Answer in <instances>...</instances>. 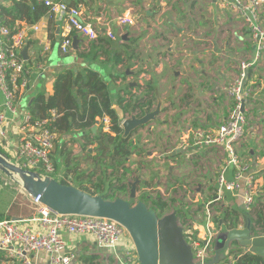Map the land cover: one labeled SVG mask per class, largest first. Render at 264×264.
<instances>
[{
  "label": "crops",
  "instance_id": "crops-1",
  "mask_svg": "<svg viewBox=\"0 0 264 264\" xmlns=\"http://www.w3.org/2000/svg\"><path fill=\"white\" fill-rule=\"evenodd\" d=\"M10 1L0 0L6 6L10 5ZM25 1L29 2L30 0ZM65 1L80 9L83 21L95 28L99 37L92 42L78 37L76 49L68 54L60 53L61 57H55L53 49L56 46L58 49V41L61 39L64 25L63 18L59 15H53L50 18L48 15H43L38 21L31 24L25 20L17 19L14 25L23 28L26 32L25 41L29 62L28 85L20 95L21 100L30 94L28 107L37 93L52 94L56 73L68 67L72 69L85 67L99 72L107 85L111 83L113 107L118 105L117 94L127 99L128 96L141 97L147 91L152 100L150 110H153L160 102V113L156 116V120L146 124H151L147 131L155 133L159 127V130L166 133L167 138L178 137L177 146L172 145L171 150L167 151L165 155L161 152L159 155L154 151L146 152L140 147L138 153H146L144 157L149 159L147 173L151 175V170L154 178L158 176V172H154L152 166L157 161L160 163L169 162L166 179L171 180L173 170L179 168L195 170L199 161L202 162L215 156L213 152V150H217L215 147H191L190 143L195 130L217 127L226 118L230 100L223 94L222 87L236 75L239 63L242 61L252 62L247 70L245 81L249 85L251 94V96L249 94L248 101L251 99L252 105L264 108V52L256 59L251 32L244 19L232 7V0L225 2L223 0ZM123 14H130L133 24L129 26L117 25L116 17ZM260 19L264 22V8L261 11ZM35 24L39 26L37 31L31 28ZM107 27L115 34L117 43L114 45V42L105 34ZM52 35H54L55 43L52 41ZM101 39L109 40V45L101 47L103 44ZM130 42L133 43L131 44L132 48L128 46ZM77 50L91 54L80 58L76 56ZM117 53L121 55V62L114 64L113 56ZM63 56H69V58H63ZM125 88L127 92L123 91ZM2 101L3 97L0 93V109ZM248 101L245 104L246 113ZM256 112L260 113L261 109L257 108ZM18 118L20 115L17 120ZM155 122L160 125L157 127ZM137 131L136 129L134 135L138 133ZM250 132L247 133L248 139L246 138L240 143L237 150L241 157L247 154L249 157L247 160L250 161L248 172L255 173L258 183H260L263 182L264 173V147L262 146L264 143L259 141L256 143L257 145L250 147L249 144L253 145ZM158 136L161 137V134ZM62 138V143L60 139L55 142L56 149H52L51 153L56 152L57 160H60L63 166V177L68 172L67 179H85L80 176L79 172V167L83 165L81 161H85L81 152L86 148L91 150L89 148L91 145H83L80 134L77 141H71L69 134L63 135ZM71 144H80L81 149L72 151ZM63 146L66 147L65 150L62 149ZM87 152L92 155L91 152ZM225 161L219 162L221 163L220 169L224 166ZM78 162L80 163L77 164ZM139 163L142 161L135 162V164ZM232 173L233 169L228 168L227 176L231 177ZM143 174L142 172L137 175L141 188L145 182ZM189 176V174L184 175L181 181L176 178L173 180L183 184L185 178H189ZM153 177L147 180L150 186ZM154 181L156 186L160 185L159 179H154ZM84 186L87 187V184ZM214 188H216V184ZM20 191L28 202V214L0 213L4 218L26 219L35 214V206L31 197L22 189ZM203 192L199 190L198 195L203 196ZM223 201L226 202L224 211L227 207L234 209L235 202L239 203L238 211L244 210L240 194L235 195L227 191ZM205 203H200L195 207L189 206L188 213H193V211L201 213L204 211ZM178 209H182V207ZM182 211L186 214L183 209ZM184 220H187L186 216ZM220 220L223 221V217ZM192 222L191 229H194L195 232L201 230V224H196L195 218ZM62 235L66 251L73 255V264H116L122 259L124 244L118 245L116 249L102 248L89 234L62 233ZM124 240L128 241L126 238ZM126 244L128 247H132L128 242ZM235 256L232 255L230 261H225V263L233 264ZM33 259L35 264H48L47 255L43 252L34 254ZM0 264H8L2 254H0Z\"/></svg>",
  "mask_w": 264,
  "mask_h": 264
},
{
  "label": "built area",
  "instance_id": "built-area-1",
  "mask_svg": "<svg viewBox=\"0 0 264 264\" xmlns=\"http://www.w3.org/2000/svg\"><path fill=\"white\" fill-rule=\"evenodd\" d=\"M43 4L53 15L63 18L61 39L58 50L68 54L73 50V37L96 41L98 31L85 23L81 18L80 9L69 5L65 0H35ZM226 0H223L225 2ZM232 7L238 11L251 32L256 51V59L264 52V24H261L260 14L264 8V0H232ZM119 26L133 24L130 14L116 17ZM34 31L38 25H32ZM106 36L114 39L115 34L107 27ZM26 32L15 26L9 28L0 23V93L3 101L0 109V146L12 153V162L23 168L38 170L42 175H51L54 164L50 154L58 135L51 130L49 120L30 121L28 107L20 108L21 93L28 85V59H24L20 51L25 45ZM252 62L239 63V75L232 82L222 87L223 94L230 100L226 118L217 126L195 130L191 147L213 146L225 154L226 161L220 169L217 179V192L212 199L203 205L205 217L204 237L201 230L195 232L189 226L184 227L186 238L193 250L194 262L204 264L214 253V240L218 232L214 231L212 223L213 208L222 203L224 194L232 192L242 198L245 211L251 210L258 194L255 173L248 172L250 161L243 159L237 148L243 137L246 123V106L249 93L245 90L246 72ZM243 106V110H242ZM20 115V118L17 117ZM54 115V114H53ZM104 131L109 130L110 120L104 117L99 120ZM182 147V146H181ZM41 167L38 168V164ZM232 168L231 177L227 169ZM35 206V214L30 218L0 219V254L8 264H35L33 255L43 252L47 255L48 264H73V255L66 251L62 233L89 234L99 247L116 249L124 244L122 259L116 264H138L136 251L126 229L118 222L96 216H79L58 214L51 211L40 202V196L31 197ZM35 225V226H34ZM128 239L125 241L124 239ZM132 247H128L126 243Z\"/></svg>",
  "mask_w": 264,
  "mask_h": 264
},
{
  "label": "water",
  "instance_id": "water-1",
  "mask_svg": "<svg viewBox=\"0 0 264 264\" xmlns=\"http://www.w3.org/2000/svg\"><path fill=\"white\" fill-rule=\"evenodd\" d=\"M58 32V30H57ZM78 38L73 37V49L77 48ZM20 54L27 59L26 41ZM78 100V99H77ZM32 102V100H31ZM30 102V103H31ZM121 120L122 137H128L140 126L156 120L160 113V102L153 110H145L141 116L132 114L125 117L118 105L113 107ZM243 110V106H242ZM98 120L91 127L95 133ZM91 152L90 149H88ZM38 168L41 167L39 163ZM0 171L17 181L21 189L30 197L40 196V202L58 214L96 216L112 219L127 231L136 251L138 264H201L194 262L192 246L186 238L183 225L179 223L176 210L159 216L157 212L139 200L135 204L124 198H105L91 194L71 184H64L51 175H42L38 170H30L12 162L7 154L0 151ZM137 178L130 185V198L136 197ZM243 224L226 228L220 220L221 230L214 240V253L204 264H227L237 249L264 257V233L253 230L247 214L242 216ZM19 219V218H14ZM237 257H233L235 260Z\"/></svg>",
  "mask_w": 264,
  "mask_h": 264
},
{
  "label": "rangeland",
  "instance_id": "rangeland-1",
  "mask_svg": "<svg viewBox=\"0 0 264 264\" xmlns=\"http://www.w3.org/2000/svg\"><path fill=\"white\" fill-rule=\"evenodd\" d=\"M132 6V5H130ZM238 12V11H237ZM239 16L243 18V16L238 12ZM261 17V14H260ZM261 24L263 25L264 22L262 21ZM113 41V45L117 43L116 38L110 39ZM120 46V45H119ZM60 52L57 49V46L53 49V56H59ZM61 57V56H59ZM63 58H69V56H63ZM239 75V66L237 69L236 75L232 78H236ZM246 78H247V72H246ZM230 80V82H232ZM229 82V83H230ZM229 83H224L223 86H226ZM109 89L111 88V83L108 84ZM245 90L250 94L249 85L245 83L244 85ZM251 96V94H250ZM30 99V94L24 96L22 98L20 103V108L25 109L27 107L28 100ZM251 99L248 101V107H247V113H246V126L244 125V132L243 137L240 141L242 143L246 138L248 139V131H251V142L252 144H249L250 147H254V145H257L256 143H259V141L264 143V108L259 107L255 104L252 105ZM261 109L260 113L256 112V109ZM227 116V115H226ZM99 122V121H98ZM157 124V122H155ZM146 125L145 127L140 126L138 127V133L136 135H133L131 137V141L135 140V143L138 144L137 146L141 147V150L144 151H150V152H157L159 155L160 152L164 155L167 153V151L171 150L172 145L177 146L178 144V137H173L172 139L166 137V133L162 130H159L158 126L160 124H157L158 127L156 132L149 133L147 131L148 127L150 126ZM98 126L100 124L98 123ZM147 127V128H146ZM151 127V126H150ZM248 129V130H247ZM140 130V131H139ZM247 131V132H246ZM70 135L71 141H77L79 133L72 131L68 133ZM67 134V135H68ZM161 134V137L158 135ZM59 139V136H58ZM65 140V139H64ZM250 140V139H249ZM60 142H63V138H60ZM239 143V144H240ZM255 143V144H254ZM84 145V144H83ZM180 145V142H179ZM76 146V147H74ZM248 146V147H249ZM264 147V145H262ZM58 147V146H56ZM72 151L73 149L79 150L81 149L80 144L74 145L71 144ZM96 144L93 143V145L89 148H91V154L98 155V151L95 149ZM247 147V148H248ZM53 149H56L55 147ZM83 149V148H82ZM83 150L81 152V155L83 158H85V161H81L82 166L79 167L81 177L85 178L83 180L78 178H71L67 179L68 182L76 187H80V185H86L92 186L94 190H96V195H102V194H108L111 193V199L114 198H124L130 200L133 204L137 202V200L140 199V195L144 194L143 188H141V184L139 187V191H137L135 198H129V187L128 183L134 182V177L136 175H140V173L143 174V180L147 181L150 180L153 177V172L151 175L147 172V159L144 157L146 153H144L141 156L130 154L127 159L125 160V163L122 166H119V158L117 160H112L113 157L108 156V154L100 156L97 158L96 161H92L90 157L87 156V150ZM198 151H201L200 149H197ZM0 151L7 154V156L10 158V160L13 159L12 153H9L7 151V148L0 146ZM60 151V150H59ZM213 158H208L207 160H204L202 162L199 161L197 164V169H187V168H179L177 170L172 171L171 180L168 178L166 179V174L168 172V166L169 162L167 163H160L159 161L155 162L152 166V170L154 172H158V176L153 177V182L151 186L149 187V193L151 194V198L156 199V197H160L162 201H164L167 204V208L165 209L163 214L170 213L178 208H181L185 211L186 214H180L179 223L187 229V227L191 226L193 224L192 220L193 218L196 219V224H201V237H204V224H205V217L203 211L201 213H198V211H193V213H188L190 211L189 206H197L200 203L208 202L210 199L214 197V195L217 192V179L218 174L220 171V161H225V154L220 153L219 150L214 151ZM90 154V153H89ZM50 158L52 163L54 164L55 170L51 174L53 178L60 181L63 178L62 170L63 166L60 163V160H57L56 152H53L50 154ZM89 158V159H87ZM243 159H249L247 154L243 155ZM136 161H142V163L135 164ZM145 162V164H143ZM78 162L77 164H79ZM195 166V165H194ZM161 173V174H160ZM190 175L189 178H185L183 181V184L181 182H176L173 179H179L180 181L183 179L184 175ZM201 176H197V175ZM154 179L160 180V185L156 186ZM126 184V189L121 190L117 189L122 184ZM216 184V188H214ZM175 185V186H174ZM264 183L261 181L260 183H256L258 192L264 191ZM144 187V186H143ZM21 186L18 184L17 181L13 180L12 178L6 176L4 173L0 171V213L7 212V214L14 215V214H28L29 207L28 202L26 200V197L21 193L20 191ZM204 191L202 194L203 196L198 195V191ZM195 198V200H194ZM151 201V200H150ZM150 201H146L147 205H151ZM203 201V202H202ZM223 203V204H222ZM219 204H215L212 210L213 217L215 221L212 223L214 231L219 232L221 230V227L219 225L220 219L224 216V209L226 206V202H222ZM234 209L238 210V202L234 203ZM228 208V207H227ZM223 211V212H222ZM241 211V210H240ZM247 211L242 210L240 213V223L237 226H241L243 224V218L242 216ZM186 216V221L184 220V217ZM249 217V215L247 214ZM252 216H255L252 213ZM184 223V224H183ZM241 251V250H239ZM238 255L235 253L233 256Z\"/></svg>",
  "mask_w": 264,
  "mask_h": 264
},
{
  "label": "trees",
  "instance_id": "trees-1",
  "mask_svg": "<svg viewBox=\"0 0 264 264\" xmlns=\"http://www.w3.org/2000/svg\"><path fill=\"white\" fill-rule=\"evenodd\" d=\"M43 15H48L49 18L53 16L46 6L37 3L35 0H30L29 2L25 0H11L9 6L0 2V23L11 29L14 28V22L17 19L25 20L31 24L38 21ZM52 41H55L54 35H52ZM101 41L103 42L101 47L109 45L110 43L109 40L101 39ZM131 44L133 43L130 42L128 46L132 48L133 45ZM90 54L80 50L76 51V56L80 58L87 57ZM120 62L121 55L119 53L114 54L113 63L118 64ZM149 89H151L150 86ZM123 91L127 92L126 88ZM116 101L125 114L141 116L145 110L149 111L152 107V100L147 91L141 97L133 98L128 96L127 99L117 94ZM28 111L31 122L48 119V127L57 133L59 139L63 135L75 131L81 135L84 145L92 146L95 143V149L98 151V155H90L87 153V156L92 161H96L99 156L101 158L108 154V156L113 157L112 160L119 158L118 164L120 165L125 163L126 157L140 149L138 146L136 149H133V145L135 144L131 141V137L135 134L136 130L128 137H122L123 129L120 125L118 115L113 108L111 91L100 73L93 69L85 67L72 69L68 67L58 71L54 78L52 94L37 93L30 105H28ZM104 117H108L110 120L109 130L104 131L103 126L100 125L96 132L92 133L91 127L97 120H101ZM62 149L65 150L66 147L63 146ZM67 160L69 162L68 158ZM66 174L60 181L64 184H70L67 180L68 172ZM143 186L149 188L150 183L145 181ZM79 188L93 195L96 194V190L92 186L85 187L84 185H80ZM119 189H126V184L120 185ZM102 196L111 199V193L102 194ZM149 206L159 216H162L167 208V204L160 197L152 199L151 205ZM240 213L236 209L227 208L223 216L225 227H236L240 222ZM246 213L249 215L253 224V230L263 234L264 191L258 192L255 196L254 206ZM252 213L255 216H252ZM180 214H183L182 209H178L177 211V215L180 216ZM0 219H4L1 214ZM236 257L233 264H264V257L248 251H239Z\"/></svg>",
  "mask_w": 264,
  "mask_h": 264
},
{
  "label": "flooded vegetation",
  "instance_id": "flooded-vegetation-1",
  "mask_svg": "<svg viewBox=\"0 0 264 264\" xmlns=\"http://www.w3.org/2000/svg\"><path fill=\"white\" fill-rule=\"evenodd\" d=\"M124 113V112H123ZM124 115H125V117H130L132 114H125L124 113ZM134 115H136V114H134ZM136 116H138V115H136ZM119 122H120V125H121V120L119 119ZM136 130V129H135ZM134 130V131H135ZM135 145H133V149H136V147H137V145L138 144H136V143H134ZM134 146H135V148H134ZM139 147V146H138ZM111 149V148H110ZM111 151H112V149H111ZM140 151V149H138L137 151H134L133 153H132V155L133 154H135V155H138V156H141V155H143V153L144 152H142V153H138ZM127 159V157L125 158V160ZM123 165V163L122 164H120L119 166H122ZM138 177H137V175L134 177V181L137 179ZM139 179V178H138ZM140 184L141 183H138L137 184V188H136V194H137V191H139V187H140ZM128 187H129V192H128V194H129V196H130V185H129V183H128ZM143 188V191H144V194H142V195H140V199L139 200H141V201H143V202H145L146 203V201H152V199L153 198H151V194L149 193L150 191H149V188L147 187V188H145V187H142ZM141 188V189H142ZM118 190H119V187L117 188ZM130 198V197H129ZM139 200H137V201H139ZM130 201V200H129ZM150 201V202H151ZM131 202V201H130ZM132 203V202H131ZM148 207H150L149 205H148ZM178 210L176 209V212H177ZM178 216V215H177ZM178 218L180 219V216H178ZM235 248H233V250H235V249H237V251L236 252H234V253H239V250H241V252L242 251H244L243 250V248H241V247H239V246H234ZM234 253L232 254V255H234Z\"/></svg>",
  "mask_w": 264,
  "mask_h": 264
}]
</instances>
